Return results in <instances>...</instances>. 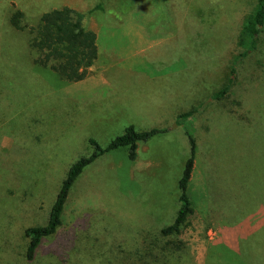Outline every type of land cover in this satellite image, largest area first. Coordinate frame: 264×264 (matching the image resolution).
Wrapping results in <instances>:
<instances>
[{"label": "rangeland", "instance_id": "obj_1", "mask_svg": "<svg viewBox=\"0 0 264 264\" xmlns=\"http://www.w3.org/2000/svg\"><path fill=\"white\" fill-rule=\"evenodd\" d=\"M256 2L0 0V264H28L23 231L47 224L70 165L93 153L90 140L106 147L129 126L161 133L138 144L134 161L122 147L89 165L44 250L58 251L59 264H121L139 255L146 231L168 264H264V29L250 56L233 63L241 49L232 52ZM63 7L98 36L85 82L39 67L29 47L28 28ZM15 10L24 31L10 24ZM102 77L116 88L98 85ZM189 135L193 213L180 235L163 237L181 206Z\"/></svg>", "mask_w": 264, "mask_h": 264}, {"label": "trees", "instance_id": "obj_2", "mask_svg": "<svg viewBox=\"0 0 264 264\" xmlns=\"http://www.w3.org/2000/svg\"><path fill=\"white\" fill-rule=\"evenodd\" d=\"M24 14L21 10H15L10 16L11 26L18 31H24ZM84 15L69 7L52 9L40 17L37 26L29 27V47L34 53V63L45 70L57 74L62 80L70 83L84 81L98 58L97 35L94 31L87 29L83 24ZM264 29V0H257L255 9L242 21L239 35L235 38L234 50L241 52L233 63L247 58L258 48L259 35ZM231 74L236 72L232 65ZM257 85H253V90ZM228 86L220 89L214 94V99L220 100L227 93ZM250 90V89H249ZM196 113V110L178 115V119H188ZM161 130L151 129L138 131L134 126L126 128L124 134L116 137L106 147H101L95 140H90L93 153L89 156H81L72 163L64 180L54 198L48 222L44 226H32L25 228L23 237L26 242L25 259L28 264H44V259L50 254L56 256L57 264L61 255L57 251L44 250L43 239L53 236L62 225V215L70 190L85 169L98 160L104 154L119 148H128L129 159L137 158L139 143L149 141ZM190 156L187 159L182 177L179 180L180 209L175 221L164 227L160 233L163 237L178 236L190 214L193 213L191 199L188 195V187L195 167L197 143L193 136L189 135ZM139 255L136 258L124 257L121 264H168L165 251L167 247L159 246L153 240L150 233L141 231L137 233ZM41 246V247H40ZM40 249V253L38 251ZM180 250V245L177 246ZM57 249L64 250L61 246ZM59 256V257H57ZM51 264V263H50Z\"/></svg>", "mask_w": 264, "mask_h": 264}, {"label": "crops", "instance_id": "obj_3", "mask_svg": "<svg viewBox=\"0 0 264 264\" xmlns=\"http://www.w3.org/2000/svg\"><path fill=\"white\" fill-rule=\"evenodd\" d=\"M97 35V34H96ZM97 45H98V36H97ZM98 53H99V47H98ZM99 55V54H98ZM92 69V68H91ZM87 80V79H86ZM99 82L97 83L98 85H101L100 83H103L104 85H101V86H104V87H107L106 88V91H113L115 88H116V86L115 85H113L114 83L112 82V80H110V79H108V78H106V77H102V78H100V80H98ZM81 82H83V81H81ZM84 82H85V80H84ZM100 87V86H99ZM107 96V95H106ZM148 100H150L149 101V103H150V105L152 106L153 104V106H157V104L156 103H158V104H161V103H163L162 102V98H160L159 100H157V102L156 101H152L151 99H148ZM147 100V101H148ZM152 103V104H151Z\"/></svg>", "mask_w": 264, "mask_h": 264}]
</instances>
